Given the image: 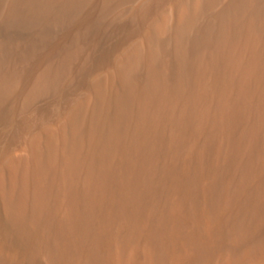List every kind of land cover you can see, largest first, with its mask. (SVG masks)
I'll return each instance as SVG.
<instances>
[{
  "label": "bare ground",
  "instance_id": "bare-ground-1",
  "mask_svg": "<svg viewBox=\"0 0 264 264\" xmlns=\"http://www.w3.org/2000/svg\"><path fill=\"white\" fill-rule=\"evenodd\" d=\"M113 34L123 39L109 63L95 54ZM17 90L20 111L29 113L14 139L18 157L0 161V211L29 218L32 247L26 243L25 251L33 258L264 264V186L246 198L241 182L210 210L205 195L187 186L160 197L123 191L138 157L163 149L146 147L151 134H165L164 150L183 148L188 159L193 142L206 134L221 140L235 124L243 136L234 167L258 145L247 175L264 182V0H0V106ZM64 93L70 104L57 117L55 106L31 110L37 100ZM38 119L55 123L40 129ZM240 204L257 238L244 240L241 230L228 244H215ZM87 231L97 242L85 253ZM5 250L0 243V263H15Z\"/></svg>",
  "mask_w": 264,
  "mask_h": 264
},
{
  "label": "rangeland",
  "instance_id": "rangeland-1",
  "mask_svg": "<svg viewBox=\"0 0 264 264\" xmlns=\"http://www.w3.org/2000/svg\"><path fill=\"white\" fill-rule=\"evenodd\" d=\"M122 36L123 35L113 34V36L108 38L109 40L106 39L105 41H103L102 44L98 47L99 49L96 51L95 56H103L110 63V60H112L113 55H114L113 48L116 46V44L119 41H121V39H123ZM96 73H97L96 75L100 74L98 72ZM18 92L19 91L17 90L15 96L11 98L12 101L8 100V102L7 101L4 102V104H2L3 106L1 105L3 108L2 109L0 108L1 109L0 111V161L2 158H6V157L8 158V156L11 159H16L19 154L18 145L15 143L14 139H16V137H18V135L21 133V130H20L21 120L23 122L27 113L29 112L26 113V111L25 112L20 111L21 106L18 103L19 101L18 98L20 95L18 94ZM77 94L74 96L79 97L80 96L79 92ZM15 97L17 101L15 100ZM66 98H67L66 94L64 93V94H61L59 98L56 97L54 100L53 98H49V97L44 98V99H39L36 102H34L35 104L33 103L31 110L38 111V113H44V112H47L46 111L47 107L51 108L52 110V107L55 106L56 110L55 112H53L54 115L52 114V118H55L61 113V111H59L60 109L62 110L64 109V107H66L65 106L66 104L67 105L70 104V101H68ZM10 101L13 103H10ZM9 104H13V105L9 106ZM9 107H11L12 110H10ZM111 115L112 113L109 114V117H112ZM51 119L50 121L49 120L46 121L47 123L46 122L42 123L38 119L37 127H39L40 129L41 128L45 129L46 127L53 125L55 122H54V119L53 120ZM106 127L107 126L105 125L102 128L103 136L107 134ZM242 136H243V131H242L241 125L239 124H235L234 127L228 130L223 135L221 140H217L212 135L206 134L202 136V138H200L199 140H196L195 142H193V144H191V150L188 155V159H185L184 155H186V150H184L183 148H174V150L171 149V152L169 153H167L164 150L165 148L164 145L167 146V141H168L165 134L163 133L151 134L149 138H146L144 140L146 147H149V148H151L152 146L153 148L162 147L163 149H161L162 151L155 150V152L153 153L138 157L136 166H134V176L132 180L128 182L130 184L123 186L124 188L123 191L128 192V193L135 192L139 194L149 193L152 196L159 195L158 197H160V195H163L165 192H168V191L170 192L173 191L175 193H181V191L185 189V186H187L188 191L195 194V196H201V194L205 195L206 197L205 206H207L208 210H210L212 207L215 208L216 202L223 195H225V193L226 194L230 193L231 190L233 192L235 191V189H238L239 191L241 188H243V185L241 184L242 182L246 186V187L244 186L245 188L244 194L245 196H249L246 198H252L251 195L253 193H256V191H261L260 189H262V187L264 186V182L261 181V179L257 178L259 177L257 173L255 174L257 175L256 180L254 179L255 181L253 180L252 182L248 178V175H247L248 173H251L250 170H248L250 164L255 163L256 161L255 159H257V157L260 156V152H259V146L254 145L252 150L246 155L247 159L245 160V162L246 161L248 162H246L240 168L234 167L235 166L234 161H233L234 156L236 155L238 149L241 150L240 143L242 141ZM12 140L14 141V144ZM233 144H236L237 148ZM217 145H220L222 148L220 152L217 151V148H218ZM200 150L201 151L203 150V155L200 157V160L198 161L196 159V152ZM218 156L219 158H217ZM211 163L213 164L211 165ZM217 163H218V166L216 165ZM225 166L227 167V170L222 169V168H226ZM228 166L229 167L233 166V167H230L228 170ZM221 169L223 172H221ZM210 170L215 171L214 172L215 174L218 171V173L220 174L217 173L215 175L211 173L213 174L211 175L210 172H208ZM227 172H228V175H227ZM198 175H200L199 177H201L202 180L201 178H198ZM214 175L218 177L219 175H222V177L220 176V178H218V177H215ZM205 177L207 178V180ZM208 177L211 180L208 179ZM229 177L231 180L229 179ZM242 177L244 179H242ZM205 180L206 182L208 181V184L204 182ZM247 180L248 181L250 180L251 183H249ZM224 181L226 182L224 183ZM258 182L260 183L258 184ZM203 183L205 184L204 185L205 187H203ZM239 183L242 185L240 188H238ZM223 189H225V191H223ZM247 189H248V192H247ZM74 195L76 198L79 199L78 207L81 208L84 197H83V192L79 191V187L74 190ZM196 201L198 203L200 202V199L198 198L196 199ZM234 208H236V206ZM236 209H238L236 210L238 211L236 213L237 216L231 217L228 224H225V226L227 227L226 228L227 233L225 232L217 233L214 237L215 244H218V243L228 244V240L232 239L234 236H239L241 230L245 232L244 240L252 241L257 238V235H255L257 233H255V228H254L255 222L253 219L250 218L249 214L245 213L244 206L240 204L237 206ZM3 215L4 214H2V212L0 211V243L5 244L6 246L5 251L8 250L7 251L8 254L9 253L15 254L18 257V260L13 264H42V261L40 259L33 258L30 255L29 251H25L26 243H27V248L31 249L32 247V237L28 238V236L26 235L28 233L27 230L30 225L29 218H26L20 221L19 219L13 218V216L10 213L6 212L5 216ZM223 226L224 224L222 225V227ZM228 233L229 235L227 236ZM96 242L97 240L95 239V234L92 231H87L86 237L83 239V244L85 245L83 249L85 253L86 251H90L94 249L96 247Z\"/></svg>",
  "mask_w": 264,
  "mask_h": 264
}]
</instances>
